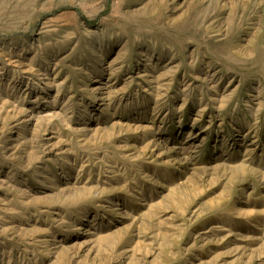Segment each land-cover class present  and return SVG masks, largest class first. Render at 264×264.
I'll return each mask as SVG.
<instances>
[{
  "label": "rangeland",
  "instance_id": "obj_1",
  "mask_svg": "<svg viewBox=\"0 0 264 264\" xmlns=\"http://www.w3.org/2000/svg\"><path fill=\"white\" fill-rule=\"evenodd\" d=\"M0 264H264V0H0Z\"/></svg>",
  "mask_w": 264,
  "mask_h": 264
}]
</instances>
